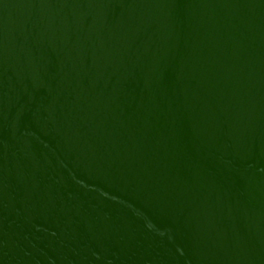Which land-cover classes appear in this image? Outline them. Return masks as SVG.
Listing matches in <instances>:
<instances>
[{
    "label": "water",
    "instance_id": "water-1",
    "mask_svg": "<svg viewBox=\"0 0 264 264\" xmlns=\"http://www.w3.org/2000/svg\"><path fill=\"white\" fill-rule=\"evenodd\" d=\"M0 264H264V0H0Z\"/></svg>",
    "mask_w": 264,
    "mask_h": 264
}]
</instances>
